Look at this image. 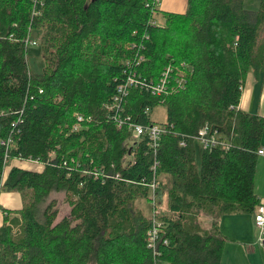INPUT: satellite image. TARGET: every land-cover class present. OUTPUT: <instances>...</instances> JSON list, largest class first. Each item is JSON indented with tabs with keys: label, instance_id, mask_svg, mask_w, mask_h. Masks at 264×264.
Instances as JSON below:
<instances>
[{
	"label": "trees",
	"instance_id": "trees-1",
	"mask_svg": "<svg viewBox=\"0 0 264 264\" xmlns=\"http://www.w3.org/2000/svg\"><path fill=\"white\" fill-rule=\"evenodd\" d=\"M158 12L156 0H0V141L14 138L7 162L0 144V188L22 200L2 214L0 264H221L220 218L255 216L264 117L239 105L250 72L264 74V0L257 10L244 0H187L163 22ZM34 29L41 72L27 57ZM170 65L167 91L152 95ZM132 70L140 86L120 116L149 125L155 106H166L157 150L107 107ZM205 125L228 144L203 148L199 164L195 137ZM27 159L41 169L11 166L3 178L9 161ZM161 174L170 177L162 215L160 187L150 185ZM56 191L70 205L60 219L49 200Z\"/></svg>",
	"mask_w": 264,
	"mask_h": 264
},
{
	"label": "crops",
	"instance_id": "crops-1",
	"mask_svg": "<svg viewBox=\"0 0 264 264\" xmlns=\"http://www.w3.org/2000/svg\"><path fill=\"white\" fill-rule=\"evenodd\" d=\"M157 8L163 12L184 13L187 0H156ZM164 9L160 8V6ZM246 5V3H245ZM163 16V15H162ZM157 18H159L157 16ZM239 107L247 112L260 114L264 117V74L250 72L243 86ZM262 148L264 150V130L262 136ZM5 168L3 178H6L11 166H22L41 169V164L30 161L12 160ZM254 189L258 199L264 201V154H258L257 167L254 177ZM207 227H211L212 221L208 217ZM2 214L0 213V225ZM219 225L227 236L224 245L221 264H264V237L257 229L254 214L230 213L223 215Z\"/></svg>",
	"mask_w": 264,
	"mask_h": 264
},
{
	"label": "built area",
	"instance_id": "built-area-1",
	"mask_svg": "<svg viewBox=\"0 0 264 264\" xmlns=\"http://www.w3.org/2000/svg\"><path fill=\"white\" fill-rule=\"evenodd\" d=\"M36 45L37 42L32 38H28L27 46ZM142 57L139 58L138 62ZM174 70L173 66L170 65L166 68L163 72V75L160 79L152 84L151 86V94L154 96H161L167 91V85L169 82V77L171 72ZM181 74H183L181 72ZM141 80L138 78L137 73L132 70L129 72L125 78V80L117 85L116 91L112 96L111 102L107 104L109 110L112 111V117L117 121L118 127L124 126V121L126 125L132 130V132L138 136L142 137L144 135H148L150 139L151 147L154 150H157L160 138L162 137L165 129L163 126L158 123L154 122L149 125H144L137 121L127 122L126 118L121 119V113L124 111V102L127 94L129 93L130 89L133 87H139ZM43 92V90H40ZM78 120L82 121L83 117L81 115L78 116ZM75 129H78V125L75 126ZM19 132V131H17ZM196 141H200L203 148H212V147H225L227 148V142L220 139L219 134L216 131H212L208 125L203 126L200 130L198 135L195 137ZM13 136H8L7 138L1 139L0 144L5 148V161H8V154L10 150V146L13 143ZM259 154H264V150H259ZM22 160V159H21ZM26 161H30L36 164L43 165L40 161L34 159H27ZM10 162V161H9ZM6 168V167H5ZM4 168V171H5ZM3 171V173H4ZM153 190H157L159 188V181L154 180L153 183L150 184ZM255 223L256 226L261 230L262 237H264V201L258 206L256 213H255ZM160 223L150 232V245H154L156 241V236L158 233Z\"/></svg>",
	"mask_w": 264,
	"mask_h": 264
},
{
	"label": "rangeland",
	"instance_id": "rangeland-1",
	"mask_svg": "<svg viewBox=\"0 0 264 264\" xmlns=\"http://www.w3.org/2000/svg\"><path fill=\"white\" fill-rule=\"evenodd\" d=\"M246 3L245 7L247 9L251 10H257L260 6V0H244V4ZM160 8L164 9L159 5ZM163 11L160 10L157 13L158 22H163L164 17ZM41 37V31L34 29L31 32V38L37 42L36 45H30L29 50H28V62L30 65V68L34 72H41L44 66V61L42 58V51L41 47L38 45V41L40 40ZM178 67L177 63L174 64ZM177 73H181L180 69H176ZM151 116L156 122H164L167 119V109L166 106L163 104H159L155 106V108L151 111ZM234 143L240 144V140L238 137L234 138ZM202 151H203V146L200 143V141H196V156H197V162L200 164L201 163V158H202ZM170 186V177L168 175L161 174L159 176V187H160V193L161 197L156 198L157 202V211L162 215L165 213H168V202H169V193H168V187ZM55 199L57 200V204L59 207V216L58 219L62 218L64 215H67L70 212V205L66 201V195L64 192H53L52 195H50L49 200ZM22 206V200L21 196L18 192L8 190V189H2L0 188V213L3 214L7 209L10 211H16ZM143 206H146V201H143ZM211 216L209 215H202L201 216V223L205 228H208L205 224L207 223V218ZM212 221V219H211ZM260 233V229L257 227Z\"/></svg>",
	"mask_w": 264,
	"mask_h": 264
}]
</instances>
